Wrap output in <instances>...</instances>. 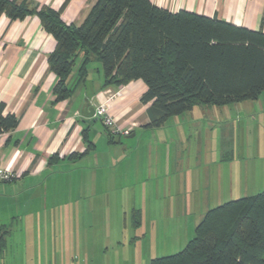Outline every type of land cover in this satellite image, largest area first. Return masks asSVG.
I'll list each match as a JSON object with an SVG mask.
<instances>
[{
    "label": "crops",
    "instance_id": "1",
    "mask_svg": "<svg viewBox=\"0 0 264 264\" xmlns=\"http://www.w3.org/2000/svg\"><path fill=\"white\" fill-rule=\"evenodd\" d=\"M21 1L32 8L60 11L61 20L75 26L93 4L92 0H17ZM151 2L170 12L183 10L264 34V0ZM54 47L36 15L22 20L0 15V103L3 115L18 119L14 130L0 134V167L10 165L14 175L0 183V225L10 230L0 264H148V257L136 255L127 241L96 237L77 223L36 221L43 209L35 202L66 191L67 179L69 190L80 194L98 189L99 183L108 184L123 199L138 197L137 207L152 213L164 210L176 215L178 205L182 213L190 208L193 228L209 210L211 197L218 200L264 191V157L251 164L242 157L249 160L248 154L258 156L264 148L240 155L227 137L207 140L198 149L190 147L203 129L191 111L170 124L144 129L149 122L148 105L140 101L144 83L137 80L102 88L97 60L88 63L83 82L76 85L81 62L77 58L68 78V85L75 89L68 99L56 103L52 89L57 78L48 64ZM93 63L95 77L91 76ZM107 91L112 95L109 100ZM84 100L92 107L106 102L109 115L118 126L130 127V133L110 138L98 120L85 123L80 115ZM72 154L81 156L70 158Z\"/></svg>",
    "mask_w": 264,
    "mask_h": 264
},
{
    "label": "trees",
    "instance_id": "2",
    "mask_svg": "<svg viewBox=\"0 0 264 264\" xmlns=\"http://www.w3.org/2000/svg\"><path fill=\"white\" fill-rule=\"evenodd\" d=\"M92 1L75 26L65 24L60 11L49 7L0 0V15L11 20L36 15L52 36L55 47L48 64L57 78L52 89L56 103L75 89L68 78L78 57L77 84L91 60L101 64L102 88L144 83L140 101L148 105L149 119L144 129L159 128L196 104L226 106L256 100L264 92L262 32L183 10L170 12L151 0ZM3 110L0 103V134L18 125V119L3 115ZM76 156L81 154L69 157ZM9 232L0 225V256ZM149 264H264V191L209 209L181 251Z\"/></svg>",
    "mask_w": 264,
    "mask_h": 264
},
{
    "label": "rangeland",
    "instance_id": "3",
    "mask_svg": "<svg viewBox=\"0 0 264 264\" xmlns=\"http://www.w3.org/2000/svg\"><path fill=\"white\" fill-rule=\"evenodd\" d=\"M91 69V76L95 77L94 63L91 64ZM76 85L78 84L76 83ZM190 111L193 113V117L199 119L203 124L201 134L196 133L193 137L195 142L190 147L196 145V149H198L207 140L212 143L218 137H227L229 142H233L236 148L238 147L240 155L247 154L246 152L251 149L264 148V92L256 100L220 107L196 104ZM178 117L179 115L171 116L168 118L167 124ZM262 151L258 156L248 154L249 160L246 156L242 157H245V161H249L251 164V162L259 160L260 157H264V149ZM195 167L196 170L200 168L197 162ZM250 176L247 178V182H249ZM68 180L64 183L66 191L54 196L49 194L47 198L38 199L35 202L36 207L43 209L42 213L36 216V221L52 224L77 223L83 225L85 230L93 232L92 235L96 237L121 242L127 241V247H132V251L136 252V255L142 253V256L148 257V264L150 259L178 253L184 248L187 239L190 237L192 239L194 235V228L191 226L193 216L188 214L190 208L186 213H182V206L178 205V214H176L177 206L175 207L176 215L166 214L164 210H161L160 213H152L147 207L144 209L137 207V203L140 201L138 197L123 199L109 188L108 184L99 183L98 189L92 188L90 191L80 194L75 192L74 188L69 190ZM50 193L52 194V192ZM240 198L241 196H236V194L231 198L218 200L211 197L209 209ZM183 201L184 195H181L180 205L183 204ZM75 208L82 209V212L78 214L72 212V209ZM65 209L68 212H65ZM23 222H26L25 218ZM152 238H154L153 241H151ZM136 241L137 243L134 244ZM141 241L142 244H140ZM147 251L150 253L146 254Z\"/></svg>",
    "mask_w": 264,
    "mask_h": 264
},
{
    "label": "built area",
    "instance_id": "4",
    "mask_svg": "<svg viewBox=\"0 0 264 264\" xmlns=\"http://www.w3.org/2000/svg\"><path fill=\"white\" fill-rule=\"evenodd\" d=\"M107 95V100L111 99L112 95L108 94V91L105 92ZM93 118L101 122L103 127L114 137L126 136L130 133V127H120L116 124L114 118L109 115L106 102L101 103L94 107V115ZM13 170L10 165H6L4 167H0V183L1 182H9L13 179Z\"/></svg>",
    "mask_w": 264,
    "mask_h": 264
},
{
    "label": "water",
    "instance_id": "5",
    "mask_svg": "<svg viewBox=\"0 0 264 264\" xmlns=\"http://www.w3.org/2000/svg\"><path fill=\"white\" fill-rule=\"evenodd\" d=\"M80 115L85 123H90V119L93 118L94 108L90 106L87 100H84V104L80 110Z\"/></svg>",
    "mask_w": 264,
    "mask_h": 264
}]
</instances>
